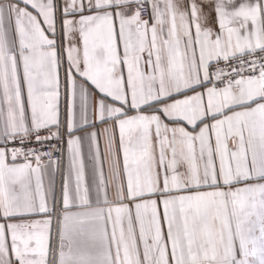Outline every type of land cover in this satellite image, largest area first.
Here are the masks:
<instances>
[{
  "label": "snow or ice",
  "instance_id": "obj_1",
  "mask_svg": "<svg viewBox=\"0 0 264 264\" xmlns=\"http://www.w3.org/2000/svg\"><path fill=\"white\" fill-rule=\"evenodd\" d=\"M0 264H264V0H0Z\"/></svg>",
  "mask_w": 264,
  "mask_h": 264
}]
</instances>
